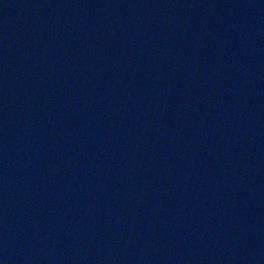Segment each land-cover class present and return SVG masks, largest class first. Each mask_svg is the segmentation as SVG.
<instances>
[{
    "label": "water",
    "instance_id": "obj_1",
    "mask_svg": "<svg viewBox=\"0 0 264 264\" xmlns=\"http://www.w3.org/2000/svg\"><path fill=\"white\" fill-rule=\"evenodd\" d=\"M0 264H264V0H0Z\"/></svg>",
    "mask_w": 264,
    "mask_h": 264
}]
</instances>
